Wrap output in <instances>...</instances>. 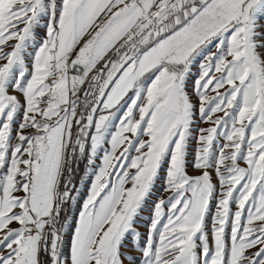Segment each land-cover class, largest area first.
I'll list each match as a JSON object with an SVG mask.
<instances>
[{"label":"snow or ice","instance_id":"obj_1","mask_svg":"<svg viewBox=\"0 0 264 264\" xmlns=\"http://www.w3.org/2000/svg\"><path fill=\"white\" fill-rule=\"evenodd\" d=\"M0 264H264V0H0Z\"/></svg>","mask_w":264,"mask_h":264}]
</instances>
